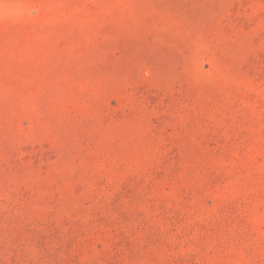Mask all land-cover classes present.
Returning <instances> with one entry per match:
<instances>
[{"label": "rangeland", "instance_id": "rangeland-1", "mask_svg": "<svg viewBox=\"0 0 264 264\" xmlns=\"http://www.w3.org/2000/svg\"><path fill=\"white\" fill-rule=\"evenodd\" d=\"M0 264H264V0H0Z\"/></svg>", "mask_w": 264, "mask_h": 264}]
</instances>
